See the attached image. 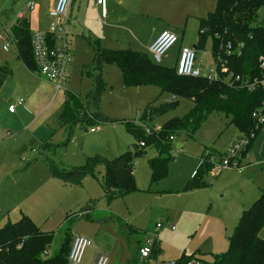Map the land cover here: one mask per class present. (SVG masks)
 <instances>
[{"label":"rangeland","instance_id":"rangeland-1","mask_svg":"<svg viewBox=\"0 0 264 264\" xmlns=\"http://www.w3.org/2000/svg\"><path fill=\"white\" fill-rule=\"evenodd\" d=\"M50 1L0 0V65L6 64L12 71V76L6 81L0 95H15L17 84L24 74V67L15 56L14 43L7 39L10 36V26L18 13L28 17L31 11L26 8L28 2L39 4L46 12ZM83 1L86 4L85 0L69 2L71 18L67 31L71 41V56L67 66L65 90L83 101L93 87L92 76L100 74V110L112 122L76 121L71 128L66 126L52 132L53 125L50 122L37 119L34 131L37 141L48 140L53 145L66 143L51 150H44L37 145L33 149L26 147L22 150L27 141L18 147L11 138L16 132L28 133L27 127L23 126L35 119V115L31 111H25L20 119H14L0 111V227L8 222L18 221L22 215L29 216L42 231L54 233L47 251L50 255L58 248L65 215L75 214L70 227L72 236H93V244L86 248L88 262H93L94 255L100 252L107 257V264H130L133 255L136 256L138 246L143 245L150 252L146 264H173L191 254H201L204 264H210L215 254L227 248L229 235H226L224 229L228 228L229 222L226 219L233 213L235 206L241 205L252 193L264 191V126L247 150L244 146L242 170L224 169L216 175L208 172L206 179L211 184L202 188L183 190L184 184L191 177L192 169H197L204 149L211 147L217 152H225L236 141V128L229 122L230 117L221 112L211 113L193 136L182 135L173 141V149L167 154L170 156L167 173L161 179L151 181L147 161L158 153L150 146L142 148L144 155L137 157L133 166L136 190L127 195L109 201L104 198L101 187L104 175L102 166L96 168L94 175L85 176L78 185L66 184L52 176L47 165L49 162L58 168L70 169L83 166L86 157L99 155L113 159L128 150L132 152L131 144L135 139L127 124H139L141 113L148 102L155 98L157 103L165 102L170 97L154 85H123L121 71L113 63L103 62L99 70L91 66L95 49L89 39L94 37L85 32L84 26L76 19L77 15L80 19L84 15L89 16L82 5ZM133 8L138 12L139 7ZM214 8L215 3L212 11ZM147 12L148 9L145 10V15ZM162 17L166 20L170 15ZM257 19L264 22V6L258 10ZM138 20V24L133 23L134 31L129 28L131 35L140 32L144 36L160 24L158 20H150V17ZM167 20L181 24V29H175V34L183 36V45L196 46V18H189L185 24L173 17ZM5 38L6 49L3 48L6 42L2 40ZM177 43L170 50L177 47ZM109 46L111 49H119L130 45L116 41L109 43ZM210 46V40L207 39L202 48L196 49L194 66L201 75L212 74ZM168 52L170 53L167 55ZM175 52V49L167 51L158 64L173 67ZM13 64L19 67L18 71ZM60 95L63 93L60 92ZM3 105L5 106L2 107ZM3 105L1 103L0 109L7 110V103ZM191 106L190 100L180 98L175 109L155 117L153 122L161 124L171 117H181ZM89 109L93 111L92 107ZM79 116L83 118L88 115L80 110ZM16 126L19 129L14 130ZM7 131L12 136L5 134ZM246 141L247 145L248 139ZM176 143L181 146L176 148ZM29 162L31 163L26 167ZM89 199L95 201L94 206L84 211L82 206ZM79 213L86 216L79 217ZM105 214L117 216L119 222L112 218L105 219L107 222L101 221ZM157 224L161 227L158 228ZM260 232H264V226ZM211 237L213 244L210 246ZM100 243L103 249L99 247ZM143 263L145 262L137 259L135 264Z\"/></svg>","mask_w":264,"mask_h":264},{"label":"trees","instance_id":"trees-1","mask_svg":"<svg viewBox=\"0 0 264 264\" xmlns=\"http://www.w3.org/2000/svg\"><path fill=\"white\" fill-rule=\"evenodd\" d=\"M264 6V0H216L213 11L199 18L196 49L202 48L207 39L210 40V53L213 59L215 79L206 75L183 76L176 73L175 64L167 67L154 63L149 53L135 51L130 48L110 49L101 41H91L95 49L92 67L100 69L101 63H113L121 71V81L125 86L154 85L161 92L170 95V100L157 103L148 102L141 113L139 124H127L135 142L129 150L113 159L99 155L86 157L83 166L70 169L58 168L49 162L48 168L52 176L66 184L78 185L85 176L94 175L98 166L103 167L104 175L101 187L104 198L109 201L127 195L136 190L133 178L134 160L143 156L141 150L150 146L156 150V157L148 158L151 181L163 178L168 169L173 141L179 136H193L201 124L213 112H221L230 117V123L236 128V139L245 136L248 139L246 150L258 131L264 126V22L257 19L258 10ZM17 58L30 71L36 70L31 45V30L27 17H16L10 26ZM50 42V36L47 38ZM12 74L6 64L0 65V87ZM93 87L80 101L74 93L66 91V97L52 121V132L57 129L72 127L76 121L85 123L112 122L100 110V74H94ZM180 98L192 102L190 110L181 117H171L161 124H155L154 118L175 109ZM83 103V104H81ZM90 107L93 111H89ZM80 110L87 117L79 116ZM151 130L146 136L143 127ZM172 137V138H170ZM140 141L144 146H140ZM48 140L31 139L22 148L44 150L56 146ZM211 147L205 148L199 157L200 163L192 176L183 186V190H192L209 186L211 181L206 174L211 169L209 156H219ZM29 162L27 166H29ZM95 201L89 199L83 210L92 209ZM86 216L84 213L77 215ZM88 217V216H87ZM73 215H65L64 227L60 233L58 248L48 255L54 233L42 231L29 217L22 215L16 222H8L0 227V264H68V253L72 241L71 223ZM117 222V216L112 215ZM106 218V219H107ZM101 221H106L102 219ZM264 226V191L252 204L244 209L228 236L227 248L215 254L210 264H264V238L259 233ZM130 260L135 264L138 253ZM198 259L195 254L181 258L173 264H185L190 259ZM201 264L200 259H198ZM145 264V263H143Z\"/></svg>","mask_w":264,"mask_h":264},{"label":"crops","instance_id":"crops-1","mask_svg":"<svg viewBox=\"0 0 264 264\" xmlns=\"http://www.w3.org/2000/svg\"><path fill=\"white\" fill-rule=\"evenodd\" d=\"M55 0H51L46 7V12L44 8L33 2L34 6L31 11L28 13V20L29 26L31 27L30 30H39L41 32H46L48 29V25L50 22V17L48 15V11L54 5ZM73 2V0H72ZM82 2V5L87 11L89 16H83L81 19L79 15L76 16V19L80 21L81 25L84 26L83 30L93 36L94 38L91 40H99L101 43L110 48L109 43L111 42H120L129 44L132 49L135 51L145 52L148 53V47L151 42L157 37V35L163 30H170L173 33H176L177 30L181 29L180 23H175L172 21H168L171 17L182 20V23H187L189 18H196L199 21V18L204 17L207 15L209 11H212L213 3H216V0H106V13L105 16L102 18L100 16V9L96 4V0H85ZM72 5V3H71ZM137 6L138 12L133 7ZM148 9L147 14L145 15V10ZM163 15H170V17L166 18V20L162 17ZM147 19L150 17V20H158L160 24H158V28L153 29L146 35H141V33H137L136 35H131L130 29H135L133 27L134 24H138L139 21L136 19ZM146 16V17H145ZM148 16V17H147ZM71 18V9L69 11V19ZM160 25V26H159ZM133 27V28H132ZM183 30V29H182ZM88 35V37H91ZM179 41L177 43V47H173L171 50H176L175 52V62L178 55L179 48L183 45L182 39L183 36L178 37ZM128 47V48H129ZM111 49V48H110ZM169 50V51H171ZM170 52L167 53V55ZM16 56V54H15ZM16 59L22 64L24 69V74L20 83L17 84V90L15 91V95L10 93L6 95H0V105L2 103H7V107L10 104H14V109L12 112L6 110L5 108L0 109V111L8 116L17 119H20V115L24 114L25 111H31L35 115V119H33L28 125L23 127H27L29 130L28 133H21L16 132L12 136L11 132H6L8 136H12L11 141L14 142L15 146L22 145L25 141L27 144L31 139H35V126L37 119H42L43 122L49 123L52 125L54 115L59 111L63 102L66 97V91L62 92L63 95H60V92H56L54 86L42 78L40 75L34 74L30 72L23 63L17 58ZM175 64V63H174ZM15 69L18 71L19 67L16 64H13ZM12 74L8 77L10 78ZM8 78L3 82L0 87V93L3 92L4 85ZM14 95V96H13ZM21 99L22 102L20 104H16V102ZM171 98L166 99L165 101H169ZM3 105L2 107H4ZM18 111V112H17ZM41 114V115H40ZM2 115V114H1ZM43 117V118H42ZM21 126V125H19ZM13 128L14 130L19 129ZM21 131V129H20ZM237 136V134H236ZM235 136V138H236ZM36 140V139H35ZM26 144V145H27ZM24 145V146H26ZM23 146V147H24ZM176 148L180 147V143H176ZM22 147V148H23ZM195 168L192 169L190 176H192L193 171ZM262 190L259 192H255L249 195L241 205L237 204L231 213L227 217V221L229 222L228 228L225 227L226 235H230L232 230L240 216L241 212L248 208L252 202L259 196ZM252 201V202H251ZM251 202V203H250ZM250 203V204H249ZM248 205V206H247ZM106 215V214H105ZM110 215V214H109ZM109 215L104 216L102 219H106ZM107 222V221H104ZM259 235L264 238V232H260ZM84 237L90 238L93 236L83 235ZM95 236V235H94ZM213 244V238H210V246ZM140 245L138 247H142ZM99 247L103 249V245L100 243ZM97 248L101 250V248ZM100 254L96 253L94 255L93 262H88V254L85 250L82 262L83 264H94V261L97 255ZM195 257L201 260L204 264L203 256L201 254H195ZM139 261H144L145 264L148 262L147 258H142L140 255H137Z\"/></svg>","mask_w":264,"mask_h":264},{"label":"built area","instance_id":"built-area-1","mask_svg":"<svg viewBox=\"0 0 264 264\" xmlns=\"http://www.w3.org/2000/svg\"><path fill=\"white\" fill-rule=\"evenodd\" d=\"M69 2L70 0H55L54 5L48 11L50 22L46 32L34 30L31 32V45L33 58L36 64L34 74L40 75L46 81L50 82L56 92H65V85L68 78V62L70 61L71 41L68 37L67 24L69 21ZM96 4L100 9V16L103 18L106 13V0H96ZM33 2H28L26 8L31 10ZM23 15L18 13L16 17L20 18ZM9 32V30H8ZM8 34V33H7ZM50 36V42L48 37ZM9 42H13L11 36L7 38ZM7 39H2L6 43L3 48L6 49ZM179 41L178 36L170 30L161 31L157 37L151 42L148 47V53L154 63H159L161 58L170 48ZM196 51L194 47L181 46L178 50V55L175 62L176 73L183 76H199L200 71L194 66ZM212 74H207V78L215 79L216 73L214 69ZM22 102L19 99L16 104ZM14 104H10L7 110L12 112ZM145 135L151 134V130L143 127ZM94 132L93 128H90ZM9 134V133H7ZM172 138V137H170ZM246 137L242 136L236 139L235 142L221 155L209 156L208 161L211 164L213 175H216L224 169L242 170L241 162L244 156V146H246ZM140 146H144V142L140 141ZM80 215V213L78 214ZM157 227H161L157 224ZM173 229V228H171ZM93 244V241L81 235L72 237L69 253L68 264H81L86 248ZM140 257L147 258L150 255L149 248L142 246L138 249ZM94 264H107V257L100 253L97 255ZM185 264H201L198 259H190Z\"/></svg>","mask_w":264,"mask_h":264}]
</instances>
